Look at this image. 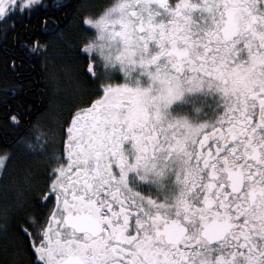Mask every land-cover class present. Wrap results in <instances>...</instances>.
<instances>
[{
    "label": "snow or ice",
    "instance_id": "1",
    "mask_svg": "<svg viewBox=\"0 0 264 264\" xmlns=\"http://www.w3.org/2000/svg\"><path fill=\"white\" fill-rule=\"evenodd\" d=\"M37 2L0 0V31ZM95 7L76 54L95 98L48 157L39 200L53 204L0 209V233L17 216L18 264H264V0ZM193 95L212 98L211 115L184 107Z\"/></svg>",
    "mask_w": 264,
    "mask_h": 264
},
{
    "label": "trees",
    "instance_id": "2",
    "mask_svg": "<svg viewBox=\"0 0 264 264\" xmlns=\"http://www.w3.org/2000/svg\"><path fill=\"white\" fill-rule=\"evenodd\" d=\"M53 1L56 2V0H43L32 7L31 14L28 10L23 13L17 12L12 18L14 23L9 21L7 30L0 31V155L6 150L11 151L14 147V138L26 125L24 116L28 105L31 106L29 113H34L38 105L45 109V113L37 117L38 120L57 131V125L63 114V109L59 107L62 108L63 102L55 101L56 95L71 90L78 79L79 72L73 65L76 63L77 45L82 38L81 23L86 16L98 10L95 5L101 3V0H62L64 3L60 5L58 3L61 0L50 3ZM31 34L49 48L46 70H43L39 59L35 61L26 59L28 62H24L26 50L22 46L14 49L15 38L19 42L26 41L25 35ZM78 83L82 85L81 88L87 87L82 80ZM66 94L70 97L77 95L71 92ZM39 99L42 100V104L39 103ZM68 107L66 105L64 108L68 109ZM14 111L22 114L16 126L10 119ZM34 118L36 117L30 119V122H33ZM16 154L14 160L10 162L1 192H13L11 189L14 186L18 194H13L15 202L23 199L33 212L32 207L35 208L36 203L32 194L42 187L45 161L37 157L27 158L22 153ZM28 189H31V196L27 198L23 195L28 194ZM5 206L9 205L4 203L1 209ZM9 217L10 229L16 236L15 242L20 244L21 240L16 231L17 216L15 214ZM10 241L12 240L9 236L1 237L0 244L4 243V245H1L0 252L3 248L8 251L7 246ZM6 256L9 255L0 253V257ZM15 258L19 260L17 254Z\"/></svg>",
    "mask_w": 264,
    "mask_h": 264
},
{
    "label": "flooded vegetation",
    "instance_id": "3",
    "mask_svg": "<svg viewBox=\"0 0 264 264\" xmlns=\"http://www.w3.org/2000/svg\"><path fill=\"white\" fill-rule=\"evenodd\" d=\"M57 1L58 0H56V2ZM56 2L53 1L50 3H56ZM59 2H60V3H58L59 5L64 3L62 0ZM108 2H111V0H101V3H108ZM44 25H45V22H44ZM85 28L88 29L87 32H85V30H84ZM82 29H83V32H82L81 40L84 38L85 35L92 36L95 34V28L92 25H86L85 24L84 28H82ZM25 37H26L27 43H26V41H20L19 42L18 39L17 40H16V38L14 39V49L17 46H20V47L22 46V48L24 50H26V52L24 53L25 57L23 58V61L24 62L27 60L28 61H32V60L35 61L36 59H39V63H40V65L43 66L42 67L43 70L44 69L46 70L47 69V61H48L47 51L49 49L47 44L40 43L39 39L37 37H34L32 34L30 36L25 35ZM37 40L39 41V43L41 45L44 46L39 51H36L35 49L30 47V45H32L33 41H37ZM79 48H80V42L77 45V52H78ZM75 62L76 63H74L75 65H73V66H75L74 68L76 69L77 72H79V75H78L77 81L73 85V88H71L72 91L67 90L65 92H62L61 94L56 95L57 98L55 99V101L63 102L62 108L59 107V109H63V114L61 116L62 119L60 120V122L57 125L58 130L55 131L53 129V127H50L48 124L43 123V121L38 120L37 117L42 116V114L45 113V109H42L40 107V105H38L37 110L34 113H29L31 111V106L28 105L27 109L25 111L26 112L25 116H24L25 120H26V125L19 132L18 136H16L13 140L14 147L11 149V151L10 150L8 151L10 154V159H5V161H4L5 166L7 168V174L9 172L8 168H10V165H11L10 162H12L14 160V157H16V155H17L16 153H18V154L22 153L27 158L28 157L42 158L45 161L44 162L45 166L43 168V171L45 173L43 174L44 181L42 182V187L39 188L38 190H35V192L32 194L35 197L34 199H35V203H36L35 208L32 207L34 209V211L32 212L31 207L28 204H26L27 207L31 210V213L33 215H40V216L45 215L48 212V209L53 204L54 198H53V201H49L47 204H45L42 200H39V197L41 196V194L45 190V184H46V181L48 178V174L50 172V168L55 163L54 161H50L48 159L49 155L51 154V152L53 150H55L57 152V154H60V155L63 154V150H64L63 149L64 129L66 127V124H67V121L69 120L70 115L73 113V110L76 107L80 106V102L82 100H87L89 98H93V99L95 98V96L92 95L91 93H89L88 95H84L82 93L83 89H86L89 87L90 81L88 80V78L86 77L85 72H84V67H85L84 62H82L78 57H76ZM31 68L33 69L32 65H31ZM81 80L83 83L87 84L86 88H81L82 85L78 83ZM122 80H123V74L121 73V74H119V79H117V81H115V82H122ZM27 92H28V90L25 92V94ZM69 92H71L72 94H77V95H75V97H70V95L66 94ZM39 101H40L39 103L42 104V100L39 99ZM211 104H212V98L211 97L205 98L203 95H193L190 98L189 102L186 103L184 107L188 110H191V112H193V113H195V109L197 107H202L204 112H209V115H211L210 110H209ZM66 105L69 106L68 109L64 108ZM13 115H15L17 117V120L11 119V117ZM13 115H11L10 119L13 122L12 124L14 126H16L19 124V121L21 120L22 114L14 111ZM33 117H36V118H34L33 122H30V119H32ZM21 137H25L27 141H32L35 143L46 142L48 151L43 153V154H36V155H32V154L24 153V152L20 151L16 147V145H17V142L20 141ZM4 154H2L0 156H4ZM61 162L66 163V157ZM7 174L4 175L3 181L5 180ZM0 175H3L2 171H0ZM3 181H0V209H1V205L4 203L8 204L9 206H7V207H9L10 209H14L16 204H17L14 200L15 198L13 195V194H17L15 191L16 188L13 186V188L11 189V191H13V192H10V191L8 193L6 191L1 192V190H2L1 186H2ZM27 191H28V194L26 193V195H23V196L24 197L27 196V198H28L31 196V189H28ZM9 216H15V212H12ZM9 219H10V217H9ZM9 219H8L7 231L4 233H0V239L3 236L4 237L9 236V238L12 241H10V243L7 246L8 251H5L6 250L5 248L1 249V252H3L4 255L7 254L9 256L0 257V264H18V261H19V260H15L16 259L15 255L17 254V248L19 246V243L15 242V237H16L15 232L13 233V231L10 229ZM2 222L3 221L0 220V223H2ZM2 244L4 245V243H2ZM2 244H0V248H2L1 247Z\"/></svg>",
    "mask_w": 264,
    "mask_h": 264
},
{
    "label": "rangeland",
    "instance_id": "4",
    "mask_svg": "<svg viewBox=\"0 0 264 264\" xmlns=\"http://www.w3.org/2000/svg\"><path fill=\"white\" fill-rule=\"evenodd\" d=\"M42 1H43V0H38V2H37L35 5H37V4H39V3H41ZM35 5H34V6H35Z\"/></svg>",
    "mask_w": 264,
    "mask_h": 264
}]
</instances>
